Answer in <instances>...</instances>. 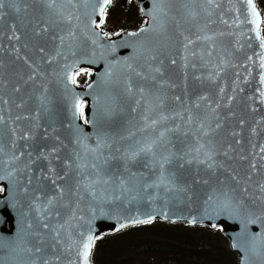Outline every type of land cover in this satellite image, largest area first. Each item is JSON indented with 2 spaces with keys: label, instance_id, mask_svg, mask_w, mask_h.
I'll list each match as a JSON object with an SVG mask.
<instances>
[{
  "label": "water",
  "instance_id": "water-1",
  "mask_svg": "<svg viewBox=\"0 0 264 264\" xmlns=\"http://www.w3.org/2000/svg\"><path fill=\"white\" fill-rule=\"evenodd\" d=\"M49 2L4 0L0 9V241L9 245L0 264H81V233L96 241L149 215L221 228L240 264H264L257 7L260 38L246 22L247 0H137L148 31L110 39L93 23L103 0ZM83 69L93 74L81 88L67 74ZM76 98L84 118L72 116ZM148 144L155 155L133 166L139 184L157 179L167 156L174 190L121 195L110 174Z\"/></svg>",
  "mask_w": 264,
  "mask_h": 264
},
{
  "label": "trees",
  "instance_id": "trees-1",
  "mask_svg": "<svg viewBox=\"0 0 264 264\" xmlns=\"http://www.w3.org/2000/svg\"><path fill=\"white\" fill-rule=\"evenodd\" d=\"M263 18L264 4L254 0ZM113 0L110 11L124 15L120 24L126 31L137 30L145 24L136 1L123 8ZM80 85L86 80L82 78ZM226 244H224L223 242ZM239 264L238 257L223 238L221 229L188 227L182 224L152 222L134 226L111 236L99 238L93 248V264Z\"/></svg>",
  "mask_w": 264,
  "mask_h": 264
},
{
  "label": "snow or ice",
  "instance_id": "snow-or-ice-1",
  "mask_svg": "<svg viewBox=\"0 0 264 264\" xmlns=\"http://www.w3.org/2000/svg\"><path fill=\"white\" fill-rule=\"evenodd\" d=\"M15 2V0H13V3ZM112 2V0H103L102 4L99 5V15L101 17L100 23H96V21H93V23L96 25V27H100L101 24H103L104 22V18L106 16V9L108 7V5H110ZM55 4V0H50L48 7L51 8L53 5ZM247 5H248V11H249V15H250V19L247 20V23H251L255 26V31H256V36L257 38H260V24H261V18L259 13L256 10V6L253 3V0H247ZM5 7V3L4 0H0V9H3ZM19 9L17 8V11ZM2 14V13H0ZM153 19H155V16L152 17ZM47 30V29H45ZM148 31V29L146 28H141L139 30V32L136 33H129L130 36H136L139 35L140 32H146ZM102 35H107V33H103ZM117 35H119V33H117ZM93 43H95V41H93ZM260 47L262 49H264V39H261L260 41ZM251 59V58H250ZM260 67L262 69H264V55L261 56V61H260ZM81 71H78L76 73V75H71L70 73L67 74L68 75V79L70 80V82L75 85L77 83L76 80V76L80 75ZM157 71H159V69H157ZM139 75V73H137ZM88 75H91V73H88ZM110 75V73H109ZM260 83L262 85H264V74H261L260 76ZM89 87H91V85H89ZM141 91H143L141 89ZM261 97H264V91H261L260 93ZM138 103V102H137ZM261 103H264V99L261 100ZM84 107L85 105L83 104V102H81L79 100V98L75 99L74 105H73V112H72V116L73 118H84L85 113H84ZM88 121L85 120V123H87ZM153 123H155V121H153ZM161 136H163V133H161ZM28 136L27 134H25V136L23 137V139H27ZM101 142L98 140L97 142V146L100 147ZM52 151H55V149H53ZM196 151H199V149H197ZM261 151H264V148L261 149ZM148 154H152L155 155V153L153 152V146L152 144H148L145 145L143 147H141L138 151H133L131 153L130 156L127 157V161L125 163H122L119 168L117 169L116 173H112L110 174L114 179H117L119 182V187L122 189L121 195L123 193H133V192H138V191H143V190H147L149 188L152 189H164L165 192H171L174 190V181H173V174L172 172L168 171L166 174V169H165V165L171 163V159L167 156L163 157L161 161L158 162V171L156 173L157 179L148 182L145 181L143 184H139L140 180L144 179L143 173L139 170H133V166L137 163L138 158H140L142 155L143 156H147ZM20 155H23V153H21ZM17 159H19V156L16 157ZM45 159H47V157H45ZM97 159L99 160V157H97ZM108 157H105V159L103 160L102 163L106 164L108 162ZM183 159V158H181ZM208 159H211V156L209 155ZM144 167H147L149 164V161L147 159H142L140 161ZM200 163H204L205 161L201 160L199 161ZM188 163H191V161H188ZM180 167L183 166V164L179 165ZM99 167V165L97 164H93L92 168L95 170ZM209 167H212L211 164H209ZM120 169H123L124 171H127L128 175L125 177L122 175ZM103 170V169H101ZM51 171V169L49 170ZM151 171V169H150ZM94 182H99L94 181ZM105 184L108 183L107 179H104L103 181ZM53 184H55V180L52 181ZM139 184V187H138ZM173 184V187H170L169 185ZM264 187V186H262ZM0 191H4L3 188H0ZM60 193L62 194V189L59 190ZM93 195H95L93 193ZM224 196V200L221 202V211H225L228 210L232 205H231V200L228 197L227 193H223L222 194ZM116 199H119L120 197L117 196L115 197ZM130 200H135L136 196L133 195L131 197H129ZM211 199V197H210ZM48 204L52 205V200L49 199L48 200ZM165 218H167L166 214H165ZM154 217H152L151 215L148 216V218L144 219V220H140V219H136L133 220L132 223L133 224H151L153 222ZM174 222V221H173ZM193 223H195V221H192ZM29 227H32L31 224L28 225ZM43 227H47V225H43ZM123 227V225H122ZM81 237H83L80 241H79V247L77 250V255L81 258V264H90V255H91V250L94 246L95 243V237L91 234H87L85 235L84 233H81ZM8 244L4 241H0V250H4L8 248ZM234 247H236V245H233ZM25 251L27 252H40L41 249L39 247H35L33 248H26ZM44 264H47V261L44 262Z\"/></svg>",
  "mask_w": 264,
  "mask_h": 264
},
{
  "label": "rangeland",
  "instance_id": "rangeland-1",
  "mask_svg": "<svg viewBox=\"0 0 264 264\" xmlns=\"http://www.w3.org/2000/svg\"><path fill=\"white\" fill-rule=\"evenodd\" d=\"M263 1V4H264V0H262ZM136 9H137V11L139 10V7H136ZM124 19V15L123 14H120L119 12H118V10H112V11H110L108 14H107V16H106V20H105V25H107V27L109 28H112L115 32H119V30H121V31H123L124 30V28H126V27H123V26H121V24H120V20H123ZM143 19V18H142ZM124 31H126V29L124 30ZM123 31V32H124ZM89 77H90V75H88L87 73H84V74H82L79 78H78V81H81L82 80V78H84L85 80L88 78L89 79ZM88 82V81H87ZM7 228V227H6ZM9 230V229H8ZM223 238H225L224 236H223ZM226 239V238H225ZM227 240V239H226ZM223 242V241H222ZM227 242H228V246L230 247V249H231V246H230V243H229V241L227 240ZM224 244H226L225 242H223ZM234 253V252H233ZM236 254V253H235ZM236 256L238 257V255L236 254ZM238 260H239V257H238ZM134 264H136L135 263V261H134ZM239 264H240V261H239Z\"/></svg>",
  "mask_w": 264,
  "mask_h": 264
},
{
  "label": "flooded vegetation",
  "instance_id": "flooded-vegetation-1",
  "mask_svg": "<svg viewBox=\"0 0 264 264\" xmlns=\"http://www.w3.org/2000/svg\"><path fill=\"white\" fill-rule=\"evenodd\" d=\"M133 1H136V0H129V2H128L126 5H123V6H124L123 8H127V6H128V5H131ZM121 3H122V2H121ZM122 4H123V3H122ZM136 4H137V1H136ZM137 5H138V4H137ZM109 10H110V7L108 8V10H107V12H106V16H107L108 12H110ZM106 16H105V18H104V22H103V24H102V29H103L104 32H106V33L108 34V37H109V38H113V37H115V36H118L117 33L120 34V33H122V32L124 31V30H123V31L119 30V32H118V31L115 32L112 28H110V27L108 28L107 25H105V23H106V22H105V20H106ZM140 28H141V27H140ZM140 28H138V29H140ZM138 29H137V30H138ZM129 31H130V30H129ZM131 31H136V30H131ZM124 32H126V31H124ZM0 188H3V187H0ZM0 194L3 195V191H0ZM6 229H7V230L9 229V225H7V228H6Z\"/></svg>",
  "mask_w": 264,
  "mask_h": 264
}]
</instances>
